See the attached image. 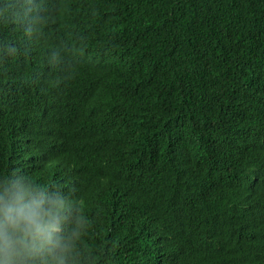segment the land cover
<instances>
[{
  "label": "trees",
  "instance_id": "16d2710c",
  "mask_svg": "<svg viewBox=\"0 0 264 264\" xmlns=\"http://www.w3.org/2000/svg\"><path fill=\"white\" fill-rule=\"evenodd\" d=\"M263 179L264 0H0V205L63 201L0 264H264Z\"/></svg>",
  "mask_w": 264,
  "mask_h": 264
},
{
  "label": "clouds",
  "instance_id": "9594fccd",
  "mask_svg": "<svg viewBox=\"0 0 264 264\" xmlns=\"http://www.w3.org/2000/svg\"><path fill=\"white\" fill-rule=\"evenodd\" d=\"M84 38L92 50H99L100 46L92 41L88 35L85 34ZM68 52L73 55V65L80 71L91 69L79 64L78 60H83V56L80 52H76V50H69ZM156 63L155 61V65ZM75 67L70 66L68 68V78L76 82L84 81L85 77L77 74ZM54 73L55 64H41L37 71L35 84L39 85L50 82L54 77ZM46 116L47 112L42 108H36L31 115L32 118H35L34 121L41 123L47 118ZM27 135L28 137L30 136L29 134ZM41 156L45 157L46 154ZM31 195V192H22L17 194L10 203H3L0 205V252H4L6 255H8L13 244L11 237L8 235L9 227H11L13 231H19L23 234L16 241L17 243L24 244L25 241L30 238L34 248L37 246V242H39L40 248L51 244L54 234L59 231V214L60 209L63 207V201H48V206H46L43 197L39 199L33 197L28 202H25V197ZM0 201H2V198H0ZM7 264H11V262L8 261ZM47 264H52V262H48Z\"/></svg>",
  "mask_w": 264,
  "mask_h": 264
},
{
  "label": "bare ground",
  "instance_id": "6f19581e",
  "mask_svg": "<svg viewBox=\"0 0 264 264\" xmlns=\"http://www.w3.org/2000/svg\"><path fill=\"white\" fill-rule=\"evenodd\" d=\"M198 30H199V29H198ZM202 54H203V53H202ZM198 57H199V56H198ZM200 59H201V57H200ZM195 62H196V61H194V63H195ZM197 62H198V61H197ZM199 62H200V61H199ZM192 64H193V63H192ZM257 115H258V114H257ZM257 115H256V116H257ZM256 118H257V117H256ZM260 119H261V116H260L259 120H260ZM260 130H261V129H260ZM257 133H258V132H257ZM243 136H244V135H243ZM245 136H246V135H245ZM247 136H248V135H247ZM244 138H245V137H244ZM259 139H260V138H259ZM245 140L247 141V139H245ZM257 141H258V140H257ZM155 142H157V141H155ZM218 146H219V145H218ZM151 147H153V146H151ZM216 147H217V146H216ZM17 148H18V147H17ZM155 148H156V147H155ZM217 148H218V147H217ZM219 148H220V147H219ZM144 149H145V148H144ZM146 149H148V148H146ZM146 149H145V151H147ZM149 149L151 150V148H149ZM149 149H148V150H149ZM152 150H153V149H152ZM215 150H216V149H215ZM241 151H242V150H241ZM260 151H262V149H261ZM152 152H153V151H152ZM177 152H178V151H177ZM234 152H235V151H234ZM147 153H149V152H147ZM147 153H146V154H147ZM173 153H174V152H173ZM175 153H176V152H175ZM180 153H182V152H180ZM248 153H249V152H248ZM150 154H151V156H152V153H150ZM178 154H179V153H178ZM252 154H253V153H252ZM254 154H255V153H254ZM142 155H143V154H142ZM147 155H148V154H147ZM181 155H182V154H180L179 156H181ZM245 155H246V154H245ZM255 155H256V154H255ZM148 156H149V155H148ZM151 156H150V157H151ZM183 156H184V155H183ZM236 156H237V155H236ZM246 156H248V155H246ZM256 156H257V155H256ZM141 157H143V156H141ZM145 157H146V156H145ZM177 157H178V156H177ZM181 157H182V156H181ZM181 157H180V158H181ZM244 157H245V156H244ZM244 157H243V158H244ZM248 157H249V156H248ZM262 157H263V156H262ZM262 157H260V158H262ZM147 158H148V157H147ZM182 158H183V157H182ZM214 158H215V157H214ZM216 158H217V157H216ZM256 158H257V157H256ZM256 158H255V159H256ZM144 159H146V158H144ZM241 159H242V158H241ZM245 159H246V158H245ZM146 160L149 161V159H146ZM181 160H182V159H181ZM261 160H262V159H261ZM148 161H147V163H148ZM212 161H213V160H212ZM233 161H234V160H233ZM245 161H246V160H245ZM141 162H142V160H141ZM144 162H145V160H144ZM261 162L263 163V161H261ZM142 163H143V162H142ZM149 163H151V162H149ZM173 163H174V161H173ZM233 163H234V162H233ZM235 163H236V162H235ZM142 165H143V164H142ZM142 165H141V166H142ZM218 165H219V164H218ZM231 165H232V164H231ZM142 167H143V166H142ZM146 167H149V166L146 165ZM146 167H144V168L146 169ZM222 167H223V166H222ZM234 167H235V166H234ZM239 167H240V166H239ZM114 168H115V167H114ZM116 168H117V167H116ZM116 168L114 169V171L112 170V172H115ZM139 168H140V166H139ZM144 168H143V169H144ZM184 168H185V167H184ZM224 168H225V167H224ZM137 169H138V168H137ZM140 169H141V168H140ZM140 169H138V170L140 171ZM143 169L141 170V172L144 171ZM228 169H229V168H228ZM228 169H227V170H228ZM155 170H158V169L155 168ZM235 170H236V169H235ZM224 171H225V170H224ZM145 172H147V171H145ZM186 172H187V171H186ZM230 172H231V171H230ZM234 172H235V171H234ZM137 173L139 174V172H137ZM155 173H156V172H155ZM117 174H118V173H117ZM148 174H149V173H148ZM150 174H151V172H150ZM156 174H157V173H156ZM115 175H116V174H115ZM136 175H137V174H136ZM142 175H143V174H142ZM151 175H152V174H151ZM185 175H186V173H185ZM116 176H118V175H116ZM148 176H149V175H148ZM148 176H147V177H148ZM135 177H137V176H135ZM135 177H134V179H135ZM138 177H140V176H138ZM187 177H188V176H187ZM116 178L119 179V180H118V182H119V181H120V178H118V177H116ZM116 178H115V179H116ZM122 179H123V178H122ZM134 179H133V180H134ZM177 179H178V177H177ZM263 180H264V179H263ZM125 181H126V180H125ZM128 181H129V180H128ZM259 181H260V180H259ZM259 181H258V182H259ZM121 183H124V181H121ZM121 183H120V184H121ZM126 183H127V181H126ZM126 183H125V184H126ZM135 183H136V182H135ZM244 183H245V182H244ZM132 184H133V183H132ZM247 184H248V183H247ZM103 185H104V183H103ZM105 185H106V184H105ZM121 185H122V184H121ZM128 185H129V183H128ZM254 185H256V184H254ZM241 186H242V185H241ZM224 187H225V186H224ZM227 187H228V186H227ZM232 187H233V186H232ZM245 187H246V186H245ZM225 188H226V187H225ZM225 188H224V189H225ZM243 188H244V187H243ZM247 188H248V187H247ZM263 188H264V187H263ZM228 190H230V189L228 188ZM248 190H249V189H248ZM224 191H225V190H224ZM224 191H223V192H224ZM236 191H237V190H236ZM242 191H243V190H242ZM237 192H238V191H237ZM219 193H220V192H219ZM232 193H234V191H233ZM263 193H264V192H263ZM230 194H231V193H230ZM193 195H194V194H193ZM217 195H218V194H217ZM225 195H226V193H225ZM237 195H239V193H238ZM240 195H242V194H240ZM180 196H181V195H180ZM232 196H233V195H232ZM242 196H243V195H242ZM112 197L114 198V196H112ZM211 197H216V196H215V195H214V196L211 195ZM241 198H243V197H241ZM189 199H190V198H189ZM212 199H213V198H212ZM214 199H215V198H214ZM243 199H244V198H243ZM262 199H263V198H262ZM217 200H218V199H217ZM114 201H115V200H114ZM212 201H213V200H212ZM215 201H216V200H215ZM253 202H254V201H253ZM260 203H261V202H260ZM117 205H118V204H117ZM250 205H251V204H250ZM250 205H249V206H250ZM255 205H256V204H255ZM226 206H227V205H226ZM249 206H248V207H249ZM262 206H263V205H262ZM116 207H117V206H116ZM116 207H115V208H116ZM230 207H231V206H230ZM218 208H219V207H218ZM257 208H258V207H257ZM118 209H119V207H118ZM225 209H227V208L225 207ZM225 209H224V210H225ZM230 209H231V208H230ZM116 210H117V209H116ZM126 210H127V209H126ZM156 210H157V209H156ZM221 210H222V209H221ZM124 211H125V210H124ZM226 211H228V210H226ZM117 212L120 213V211H117ZM121 212H123V211H121ZM159 212H160V211H159ZM159 212H158V213H159ZM252 212H253V211H252ZM257 212H258V211H257ZM117 214H118V213H117ZM120 214H121V213H120ZM126 214H127V213H126ZM160 214H162V212H160ZM226 214H228V213H226ZM239 214H240V213H239ZM254 214H255V213H254ZM122 215H123V214H122ZM158 215H159V214H158ZM164 215H165V214H164ZM214 215H215V214H214ZM221 215H222V213H221ZM241 215H242V214H241ZM259 215H260V214H259ZM118 216L120 217V215H118ZM171 216H173V215L171 214ZM174 216H175V215H174ZM174 216H173V217H174ZM218 216H219V215H218ZM218 216H217V217H218ZM162 217H164V216H162ZM165 217H166V216H165ZM173 217H171V219H172ZM175 217H176V216H175ZM175 217H174V218H175ZM221 217H223V216H221ZM229 217H230V214H229ZM120 218H121V217H120ZM122 218H123V217H122ZM128 218H129V217H128ZM225 218H226V217H225ZM236 218H237V217H236ZM166 219H167V218H166ZM185 219H186V218H185ZM191 219H192V218H191ZM191 219H190V220H191ZM167 220H169V222H170V219H167ZM167 220H166V221H167ZM183 220H184V219H183ZM183 220H182V221H183ZM193 220H195V219H193ZM193 220H192V221H193ZM231 220H232V218H231ZM173 221H174V220H173ZM175 221H178V220H175ZM167 222H168V221H167ZM169 222H168V223H169ZM179 222H180V221H179ZM254 222H255V221H254ZM165 223H166V222H165ZM168 223H167V224H168ZM184 223H185V221H184ZM190 223H191V222H190ZM260 223H261V222H260ZM149 224H150V223H149ZM167 224H166V225H167ZM176 224H177V222H176ZM178 224H179V223H178ZM178 224H177V225H178ZM180 224H182V223H180ZM164 225H165V224H164ZM246 225H247V224H246ZM147 226H148V224H147ZM169 226H170V224H169ZM169 226L167 225L168 228H169ZM257 226H258V225H257ZM173 227H174V226H173ZM247 227H248V226H247ZM148 228H149V227H148ZM188 228H189V226H188ZM195 228H196V227H195ZM249 228H250V227H249ZM145 229H146V228H145ZM149 230H150V229H149ZM167 230H168V229H167ZM191 230H192V229H191ZM248 230H249V229H248ZM189 231H190V228H189ZM198 231H199V230H198ZM148 232H149V231H148ZM149 233H150V232H149ZM165 233H166V232H165ZM178 233H179V232H178ZM199 233H200V232H199ZM246 233H247V232H246ZM246 233H245V234H246ZM252 233H253V232H252ZM257 233H258V232H257ZM181 234H182V233H181ZM192 234H193V233H192ZM194 234H196V232H195ZM194 234H193V235H194ZM197 234H198V232H197ZM202 234H203V233H202ZM250 234H251V233H250ZM258 234H259V233H258ZM227 235H229V233H228ZM236 235H237V234H236ZM174 236H175V235H174ZM198 236H199V235H198ZM198 236H196V237H198ZM200 236H201V235H200ZM224 236H225V234H224ZM239 236H240V235H239ZM191 237H192V236H191ZM193 237L196 238L195 236H193ZM220 237H221V236H220ZM225 237H226V236H225ZM234 237H235V236H234ZM244 237H245V236H244ZM152 238H153V237H152ZM175 238H176V237H175ZM198 238H199V237H198ZM198 238H197V239H198ZM228 238H229V237H228ZM239 238H240V237H239ZM212 239H213V238H212ZM219 239H220V238H219ZM219 239H218V240H219ZM234 239H235V238H234ZM243 239H244V238H243ZM227 240H229V239H227ZM231 240H232V239H231ZM247 240H248V239H247ZM258 240H259V239H258ZM199 241H200V240H199ZM199 241L197 240V242H199ZM194 242H195V241H194ZM213 242H214V241H213ZM195 243H196V242H195ZM195 243H194V244H195ZM202 243H203V241H202ZM223 243H224V242H223ZM208 244H209V243H208ZM172 245H173V243H172ZM186 245H187V244H186ZM186 245L184 246L185 248H186ZM193 246H194V245H193ZM193 246H192V248H193ZM242 246H243V245H242ZM215 247H216V246H215ZM234 247H235V246H234ZM197 248H198V247H197ZM224 248H225V247H224ZM190 249H191V248H190ZM241 249H242V248H241ZM244 249H245V248H244ZM186 250H187V248L185 249V251H186ZM208 250H209V249H208ZM218 250H219V249H218ZM252 250H253V248H252ZM254 250H255V249H254ZM241 251H242V250H241ZM217 252H218V251H217ZM236 252H237V251H236ZM238 253H239V252H238ZM243 253H244V252H243ZM171 255H172V254H171ZM230 255H231V254H230ZM232 255H233V254H232ZM214 256H215V255H214ZM222 256H223V254H222ZM216 257H217V255H216ZM219 257H220V256H219ZM242 257H244V256H242ZM221 258H222V257H221ZM179 259H180V258H179ZM232 259H233V258H232ZM242 259H243V258H242ZM187 261H188V260H187ZM239 261H240V259H239ZM241 261H243V260H241ZM217 263H218V262H217ZM233 263H234V261H233ZM238 264H239V263H238Z\"/></svg>",
  "mask_w": 264,
  "mask_h": 264
}]
</instances>
